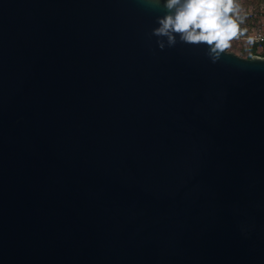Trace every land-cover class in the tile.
<instances>
[{
    "label": "water",
    "instance_id": "obj_1",
    "mask_svg": "<svg viewBox=\"0 0 264 264\" xmlns=\"http://www.w3.org/2000/svg\"><path fill=\"white\" fill-rule=\"evenodd\" d=\"M159 12L0 0V264H264V55Z\"/></svg>",
    "mask_w": 264,
    "mask_h": 264
},
{
    "label": "clouds",
    "instance_id": "obj_2",
    "mask_svg": "<svg viewBox=\"0 0 264 264\" xmlns=\"http://www.w3.org/2000/svg\"><path fill=\"white\" fill-rule=\"evenodd\" d=\"M149 6L160 9L151 31L161 49L178 39L204 44L213 60L240 34L239 21L244 19L235 0H149Z\"/></svg>",
    "mask_w": 264,
    "mask_h": 264
},
{
    "label": "built area",
    "instance_id": "obj_3",
    "mask_svg": "<svg viewBox=\"0 0 264 264\" xmlns=\"http://www.w3.org/2000/svg\"><path fill=\"white\" fill-rule=\"evenodd\" d=\"M240 5V13L244 17L239 21V38L245 46L256 48L257 55L264 52V0H235ZM253 37L250 41L248 38Z\"/></svg>",
    "mask_w": 264,
    "mask_h": 264
},
{
    "label": "rangeland",
    "instance_id": "obj_4",
    "mask_svg": "<svg viewBox=\"0 0 264 264\" xmlns=\"http://www.w3.org/2000/svg\"><path fill=\"white\" fill-rule=\"evenodd\" d=\"M244 43L237 37H233L230 41V47L226 50L235 52L238 55L247 57L249 52L243 48Z\"/></svg>",
    "mask_w": 264,
    "mask_h": 264
},
{
    "label": "trees",
    "instance_id": "obj_5",
    "mask_svg": "<svg viewBox=\"0 0 264 264\" xmlns=\"http://www.w3.org/2000/svg\"><path fill=\"white\" fill-rule=\"evenodd\" d=\"M243 48H245V50H247L249 52L247 57H251L252 55L257 53L256 48H254V47L249 48V47L243 45ZM261 55H264V52H262Z\"/></svg>",
    "mask_w": 264,
    "mask_h": 264
}]
</instances>
